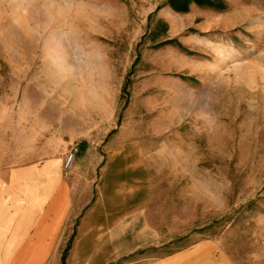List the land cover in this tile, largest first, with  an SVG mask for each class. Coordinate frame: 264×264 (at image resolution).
<instances>
[{
    "label": "rangeland",
    "instance_id": "obj_1",
    "mask_svg": "<svg viewBox=\"0 0 264 264\" xmlns=\"http://www.w3.org/2000/svg\"><path fill=\"white\" fill-rule=\"evenodd\" d=\"M165 1L0 0V106L58 153L66 248L97 202L142 199L158 255L264 264V0Z\"/></svg>",
    "mask_w": 264,
    "mask_h": 264
},
{
    "label": "crops",
    "instance_id": "obj_2",
    "mask_svg": "<svg viewBox=\"0 0 264 264\" xmlns=\"http://www.w3.org/2000/svg\"><path fill=\"white\" fill-rule=\"evenodd\" d=\"M21 133L18 111L1 105L0 264H61L65 250L68 264H204L197 252L207 242L158 255L162 238L140 211L146 204L142 199L123 205L97 202L66 248L69 186L58 153L37 148L35 138L22 143Z\"/></svg>",
    "mask_w": 264,
    "mask_h": 264
},
{
    "label": "trees",
    "instance_id": "obj_3",
    "mask_svg": "<svg viewBox=\"0 0 264 264\" xmlns=\"http://www.w3.org/2000/svg\"><path fill=\"white\" fill-rule=\"evenodd\" d=\"M163 5H166L170 7L173 11L179 13L187 12L191 5L211 8L215 10H224L226 7L223 0H166ZM159 8L160 6L157 7V9ZM159 25L160 26L162 25V27H164L162 23H159ZM170 42H172V40H165L164 42H160V44L170 43ZM65 254H66V250L64 251L61 257V264H65Z\"/></svg>",
    "mask_w": 264,
    "mask_h": 264
},
{
    "label": "built area",
    "instance_id": "obj_4",
    "mask_svg": "<svg viewBox=\"0 0 264 264\" xmlns=\"http://www.w3.org/2000/svg\"><path fill=\"white\" fill-rule=\"evenodd\" d=\"M78 153V149L75 147V146H72L67 152H66V155H65V160H64V164H63V168L65 170V174H67L66 172H68L71 167H72V164L75 160V157Z\"/></svg>",
    "mask_w": 264,
    "mask_h": 264
}]
</instances>
